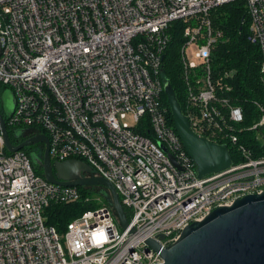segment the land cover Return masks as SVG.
<instances>
[{
  "label": "built area",
  "instance_id": "obj_1",
  "mask_svg": "<svg viewBox=\"0 0 264 264\" xmlns=\"http://www.w3.org/2000/svg\"><path fill=\"white\" fill-rule=\"evenodd\" d=\"M234 1L0 0V85L14 99L6 127L16 129L15 139L43 132L35 135L47 137L51 161L86 163L131 216L122 229L102 205L58 234L45 224L44 210L78 201V187L50 184L24 151L8 152L0 135V264H161L145 240L164 249L214 209L264 191V156L254 157L239 142L244 129L233 126L243 112L229 97L232 73L211 69L223 37L211 11ZM241 1L264 82V0ZM178 21L185 25L178 51L182 113L194 134L229 143L239 158L203 178L161 100L168 29ZM256 107L262 115L248 131L264 127V107ZM138 129H149L151 138Z\"/></svg>",
  "mask_w": 264,
  "mask_h": 264
},
{
  "label": "water",
  "instance_id": "obj_2",
  "mask_svg": "<svg viewBox=\"0 0 264 264\" xmlns=\"http://www.w3.org/2000/svg\"><path fill=\"white\" fill-rule=\"evenodd\" d=\"M239 29L242 30V26ZM163 93L169 105L173 128L193 161L198 178L228 168L231 158L227 147L211 143L191 131L170 84L165 85ZM0 135L10 153L42 144L43 157L33 162L42 169L43 177L50 184L107 189L121 228L128 227L126 213L113 186L105 179L95 177L86 163L79 160L51 161L45 135H35L13 145L1 113ZM168 157L175 164L174 158L171 155ZM82 174L88 176L83 177ZM133 231L131 229V233ZM144 243L147 250L159 253L161 264H264V191L238 199L230 207L214 209L202 221L188 225L179 238L164 249L150 239Z\"/></svg>",
  "mask_w": 264,
  "mask_h": 264
},
{
  "label": "trees",
  "instance_id": "obj_3",
  "mask_svg": "<svg viewBox=\"0 0 264 264\" xmlns=\"http://www.w3.org/2000/svg\"><path fill=\"white\" fill-rule=\"evenodd\" d=\"M211 20L213 27L221 31L223 35L212 51L210 59L212 63L211 69L214 73L224 71L232 73L229 97L232 104L239 106L243 112L242 121L233 125L235 128L241 127L244 129L241 132L237 131L239 142L252 150L254 157L264 156V139H257L254 131L245 129L257 123L262 115L256 107V103L264 107V82L260 74L261 55L259 49L247 37L249 21L244 2L238 0L213 9L211 11ZM240 26H242V30L239 29ZM184 27L185 25L178 21L174 22L168 29L170 40L164 54L163 70L160 77L162 84L171 85L182 112H184L185 97L183 84L180 79L178 51L183 42L182 31ZM161 100L167 109L168 123L173 125L171 112L164 93L161 94ZM6 129L11 142L14 144L24 142V139L31 138L39 132L43 133L38 130L34 132L25 131L15 139L14 132L16 129L10 127H6ZM137 132L144 137L151 138L149 129H138ZM259 132L264 137V127ZM224 145L229 151L232 163L238 162L236 147L231 146L229 143ZM32 150L36 153V157L38 155L42 159L44 146L37 144L30 148L22 149L32 161L34 172L39 176H43L42 169L31 159ZM78 191L81 195L78 201L69 204L51 203L44 210L45 224L54 227L60 235L65 232L68 223L86 211L95 209L100 205L113 209L110 192L107 189L100 186H87L84 189L82 187L78 188ZM92 191L97 192L96 199L89 197ZM125 213L127 220H130L131 216L127 209H125Z\"/></svg>",
  "mask_w": 264,
  "mask_h": 264
},
{
  "label": "rangeland",
  "instance_id": "obj_4",
  "mask_svg": "<svg viewBox=\"0 0 264 264\" xmlns=\"http://www.w3.org/2000/svg\"><path fill=\"white\" fill-rule=\"evenodd\" d=\"M191 60L194 61V59L192 57H191ZM2 87L3 86L0 85V89H1L0 90V113L2 114V116H4V118H7L13 110L14 99H13V95H12L11 90L4 89V87L2 89ZM127 121L130 123L129 119H127ZM254 135L257 137V139L262 140V136H261L259 131H254ZM30 147H32V146H30ZM30 147H27V148H30ZM33 151L34 150H32V153H31V159L33 161L36 158H38L40 160L39 156L37 155V157H36V153ZM78 188H81V187H78ZM84 188L85 187L82 186V189H84ZM89 197L92 199H96L97 198V192H94V191L90 192ZM100 206H97L95 209L99 208ZM95 209H92V210H95ZM119 230H121V229L119 228Z\"/></svg>",
  "mask_w": 264,
  "mask_h": 264
},
{
  "label": "flooded vegetation",
  "instance_id": "obj_5",
  "mask_svg": "<svg viewBox=\"0 0 264 264\" xmlns=\"http://www.w3.org/2000/svg\"><path fill=\"white\" fill-rule=\"evenodd\" d=\"M27 139H29V138H27ZM27 139H24V140H27ZM24 140H23V141H24ZM82 176H83V177H86V176H87V174H82Z\"/></svg>",
  "mask_w": 264,
  "mask_h": 264
}]
</instances>
